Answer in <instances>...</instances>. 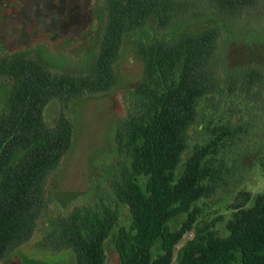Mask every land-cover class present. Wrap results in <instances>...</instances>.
I'll use <instances>...</instances> for the list:
<instances>
[{
  "label": "trees",
  "instance_id": "trees-1",
  "mask_svg": "<svg viewBox=\"0 0 264 264\" xmlns=\"http://www.w3.org/2000/svg\"><path fill=\"white\" fill-rule=\"evenodd\" d=\"M192 1L206 2L231 26L237 23L235 27L250 9L260 6V0ZM185 2L99 0V17L105 26L91 77L56 76L33 60L0 58V75L13 80L0 114V264L30 242L45 220L52 201L49 180L73 146L71 121L61 111L56 126L50 128L45 120L47 105L57 100L65 109L87 95L110 91L116 84L114 65L125 37L150 19L165 28L174 15L188 14L190 3ZM218 33L219 28L195 37L186 35L178 47L181 52L165 40L154 41V63L160 76H173L179 63L182 71L166 91L161 90L158 76L154 84L143 85L142 106L117 134L119 147L132 160V171L124 170L114 187L131 214L130 227L121 228L116 238L121 264H172L176 246L196 222L193 205L211 194L207 181L214 174L221 177L222 170H210L208 161L219 153L220 144L226 145L240 131L233 124L211 127L214 139L194 149L177 177L199 103L221 87L215 68L221 48ZM249 77L251 83L257 81L253 74ZM140 177L147 178L146 191L138 182ZM245 197L227 223L229 235L219 236L212 226L198 229L179 264H264V194L252 206L248 205L251 195ZM181 214H188V219L180 230L172 231L169 222ZM58 221H49L47 234L39 242L42 249L69 250L76 264H106L105 243L117 227V211L77 208ZM158 241L162 253L153 258Z\"/></svg>",
  "mask_w": 264,
  "mask_h": 264
},
{
  "label": "rangeland",
  "instance_id": "rangeland-1",
  "mask_svg": "<svg viewBox=\"0 0 264 264\" xmlns=\"http://www.w3.org/2000/svg\"><path fill=\"white\" fill-rule=\"evenodd\" d=\"M185 1L180 0L184 5ZM187 2L188 14L174 15L165 28L150 19L138 32L125 37L114 65L116 84L110 91L87 95L65 109L57 100L47 105V126H56L61 111L71 121L73 146L49 180L52 201L45 220L33 240L4 264H76L71 251L43 252L39 242L47 234L49 221L59 222L60 217H68L77 208L98 213L105 208L117 211V227L105 243L106 264H121L116 238L121 228L130 227L131 214L114 187L121 182L124 170L132 171V160L128 151L119 147L117 134L142 106L143 85L154 84L158 76L161 90L166 91L179 80L182 71L179 63L173 76H160L153 48L158 39L179 50L186 35L195 37L220 29V59L215 68L221 87L199 103L177 177L182 175L194 149L214 139L209 132L211 127L233 124L241 128L225 141L226 145L220 144L219 153L209 159L210 170L221 169V177L212 174V181H207L211 194L193 205L196 222L176 246L172 264H179L183 249L198 229L212 226L219 236L227 237V223L235 213V205L249 194L248 205L252 206L264 194V0L247 12L237 27V23L231 26L206 2ZM97 5L102 6L99 0H0V58L33 60L56 76H93L105 26ZM249 74L257 78L255 84L250 82ZM12 83V78L0 75V114ZM138 182L146 191L147 178L140 177ZM187 219L188 214L173 218L169 222L171 230H180ZM161 253L162 244L158 241L153 258Z\"/></svg>",
  "mask_w": 264,
  "mask_h": 264
},
{
  "label": "crops",
  "instance_id": "crops-1",
  "mask_svg": "<svg viewBox=\"0 0 264 264\" xmlns=\"http://www.w3.org/2000/svg\"><path fill=\"white\" fill-rule=\"evenodd\" d=\"M36 233H37V232H36ZM34 236H35V235H34ZM33 238H34V237H33ZM32 240H33V239H32ZM32 240H31V241H32ZM31 241H30V242H31ZM30 242L26 243V244L23 245V246H26V245L29 244ZM23 246H21V247H23ZM21 247H20V248H21ZM20 248H19V249H20ZM19 249H17V250L13 253V255H12L9 259H7L6 261H4L2 264H4L5 262L9 261L12 257H14V255H16V253L18 252ZM40 251L48 252V253H49V252H52V251H49V250H47V249H45V248H43V249L41 248ZM64 252H66V251L56 252V254H58V253L61 254V253H64ZM67 252H68V251H67ZM69 252H70V251H69ZM52 253H53V252H52ZM23 263H24V261H22V264H23ZM24 264H25V263H24Z\"/></svg>",
  "mask_w": 264,
  "mask_h": 264
}]
</instances>
